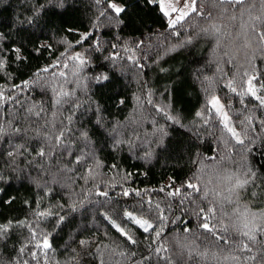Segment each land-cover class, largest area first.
I'll return each instance as SVG.
<instances>
[{
    "label": "trees",
    "instance_id": "1",
    "mask_svg": "<svg viewBox=\"0 0 264 264\" xmlns=\"http://www.w3.org/2000/svg\"><path fill=\"white\" fill-rule=\"evenodd\" d=\"M52 3L0 0V93L10 97L0 99V226H8L0 233V264H258L264 241L259 233L255 244L239 235L245 229L234 209L247 208L264 223V106L243 95L255 75L264 97V41L256 35L264 24L242 30V21L230 18L239 17V6L216 0H197L203 15L192 12L175 27L159 0H126L120 20L106 10L107 0H66L63 9ZM251 14L261 15L259 0ZM38 43L50 48L37 54ZM21 45L27 59L17 60L12 49ZM78 52L83 66L71 59ZM100 73L109 76L108 87L95 83ZM211 94L227 103L243 144L207 108ZM249 169L255 177L233 203L212 195H227L232 185L224 178H245ZM189 181L201 193H192ZM170 184L187 196L183 204L167 195ZM205 189L216 208L210 222L228 227L218 234L229 244L199 226V208L207 214L209 207ZM127 212L155 230L143 232ZM44 239L51 248L38 247ZM241 242L253 252L240 251ZM252 254L256 262L246 260Z\"/></svg>",
    "mask_w": 264,
    "mask_h": 264
},
{
    "label": "snow or ice",
    "instance_id": "2",
    "mask_svg": "<svg viewBox=\"0 0 264 264\" xmlns=\"http://www.w3.org/2000/svg\"><path fill=\"white\" fill-rule=\"evenodd\" d=\"M96 2L100 3L101 0H96ZM146 2L149 4H156V3H158V0H146ZM216 2L219 5L233 6V8H235L236 6H239V17H237L236 15H232L230 18L232 20H236L239 18L242 21V23L240 25L242 30L247 27V28H251V30L253 32H255V28H256L257 23L264 24V0H259V4L261 6V15H255V16H253L251 13H252V10L256 7V0H216ZM52 6L55 9H63L66 6V0H53ZM159 6L161 7L162 10L164 9V5L162 3H160ZM185 9H188V11H185ZM106 10L108 12H110L115 18L120 20L121 14L126 13L128 10L126 0H123V2H121V0H107ZM224 11H227V8H225ZM171 12H179V15L175 19L169 20V24L172 27H175L177 23L182 21L186 16H188L192 12H195L198 15H203V13L197 9L196 0H191V3H189L188 0H185L183 8L178 9L176 7H172ZM171 12L165 11L164 14L166 16H171ZM246 12L248 14V21H244V16H245ZM104 14H105L104 12H101V15H104ZM120 22H122V20ZM29 23H31V21H29ZM213 28H214L216 33H220V27L219 26L213 25ZM64 30L68 33H73L75 31V29H73L72 27H67ZM90 34L91 33L81 34L80 40H78L76 43H82L84 40H87L88 36ZM242 34H243V32H242ZM256 35H258V37L262 41H264V31L256 33ZM3 37H4V33L0 32V38H3ZM42 47L45 48L46 50L50 48L49 45H42V44L38 43L36 45V48H35V51L37 54H39V51ZM113 47H115V45H113ZM22 48H23V45H21V47H16V48L12 49V51L15 53V59H17V60L27 59V57H24L21 55ZM2 57H3V49H0V68H2L4 66V63L6 62ZM71 59L78 61L80 66H83L87 63L86 59L79 52L76 53L73 57H71ZM51 67H57V65H52ZM64 67H67V65L65 64ZM49 70H50V68L42 69V71H44V72H47ZM59 75L63 76L64 73L61 72V73H59ZM256 79H257V77L255 75H252L248 79V81H247L248 87H247L246 92L243 93V95H251L257 101H259V104L261 106H264V97L258 95L257 89L253 86V80H256ZM94 80H95V83L100 85L102 88H105V87H108V84L105 82L109 81L110 78L107 74L100 73L99 75L94 77ZM27 83L28 82L26 81L25 86H27ZM228 87L231 88L232 92L237 91L235 87H232L231 82L229 83ZM237 94L241 95V93H237ZM63 95L67 96L68 93H63ZM0 99L7 100V99H10V97H4L3 93H0ZM56 102L60 103L59 99H57ZM121 103H122V101H121ZM210 103H211L212 107L215 109V111L223 117V123H224L225 128L236 139V142L239 144H243L244 140L240 138V134L233 127L229 126V117H228L227 113L223 111L224 106L220 103L219 98L213 97L211 99ZM37 115H39V113H37ZM197 115H201V113H197ZM169 119H171V117H169ZM16 131L19 132V129H16ZM56 140L58 143L62 142L63 133L58 135L56 137ZM38 154L43 156L44 152L40 151ZM8 155H13V153L9 152ZM249 176H251L253 179L255 177V173H253L251 171V169H249L248 172L245 173V178H241L239 176H233V175L226 176L224 179H226L232 185L231 187H229L227 189L228 194L223 195V193L216 192L215 190H213L212 195L214 197H221L222 196L224 202H227L229 204L233 203L232 195L234 193H236V190L237 189H240V190L246 189V187L250 183H252V180L247 178ZM2 179H3V177L0 176V180H2ZM209 183H211V181H209ZM186 187L192 189V193H201V186L198 183H193V182L189 181V182H187ZM160 191L163 192L164 189L161 188ZM3 193H4V189L0 188V195H3ZM192 193H189L188 196H191ZM98 194L101 196H105V197L108 195L107 192H100ZM136 194L139 195V193H136ZM123 195L127 196V195H130V193L128 191H125L123 193ZM167 195L168 196H181L182 198L179 201L181 204H183L184 199L187 198V196H184L182 194L181 188L172 189L171 184L169 185V191H168ZM252 195H255V193L253 192ZM201 198L208 200L209 207L207 209V214H205V208H203V207L199 208L197 215H198L199 220H200V225H199L200 228H202L205 232L212 234V236L217 241L223 240L225 244H229L230 241L228 238H226L223 235L218 234L219 232H227L228 227L225 225L222 228H217V226L215 224H212L210 222L211 220L216 219V208L214 206H212V200L209 199V191L207 189H205L203 191ZM12 199H13L12 197H9L7 200L4 201V203H11ZM156 208L157 209L159 208L158 204L156 205ZM49 214L50 213H40V215H42V216L49 215ZM225 214L227 215V213H225ZM234 214L237 216V218L239 220H241L243 229H245L244 231H239V229H237L239 235H242L243 237L247 238V240L249 242H251V244H255L257 242V238H258L257 233H259L260 239L262 241H264V223H257L256 222V214L255 213H252L251 218H249V212H248L247 208H245L243 211H240L239 208H236V209H234ZM125 215L134 224L139 226V228L143 229V232H145V233L152 232L156 228V226L153 225L148 220L137 218L131 212H127V213H125ZM159 218L160 219H166V217H163V216H161ZM59 221L61 223H63L64 217H59ZM112 225L129 242H131L132 244L137 243L136 239H134L133 236L128 231H126L124 227H121L119 224H116L114 221H112ZM233 227L235 228L236 225H233ZM7 231H8L7 225L0 226V233H6ZM185 231L188 232V231H191V229L186 227ZM160 235H161L160 231H155V236L157 238ZM80 243L84 244L85 241H80ZM232 243L235 244L236 242L233 241ZM38 247H42L43 249H49V248H51V244L49 243L48 239H44L42 242V245H38ZM164 250L166 251V249H164ZM239 250L242 252H248V253L253 252V248L250 246V244L249 243H243V242H241L239 244ZM21 251H23V250L21 249ZM157 251H159V249ZM200 255L206 257L208 255V253L205 252V253H201ZM233 259L239 260V257H233ZM257 259H258V257L256 254H252V255H249L248 257H246V260H251L254 262H256ZM258 264H264V247H261L259 249Z\"/></svg>",
    "mask_w": 264,
    "mask_h": 264
},
{
    "label": "rangeland",
    "instance_id": "3",
    "mask_svg": "<svg viewBox=\"0 0 264 264\" xmlns=\"http://www.w3.org/2000/svg\"><path fill=\"white\" fill-rule=\"evenodd\" d=\"M159 1H160V3H162L164 5L163 12H165V11L171 12V8L172 7H176L178 9L183 8L184 3H185V0H159ZM188 2L191 3V0H188ZM185 11H188V9H185ZM178 15H179V12H171V16H169V18L170 19H175ZM213 97L219 98L220 103L224 106L223 111L226 112L228 117H229V126L232 127L231 116H230V113H229V109H228L227 103L220 96H218L217 94H211L207 98L208 99L207 100V108L217 115L218 120H220L221 124L224 126L223 117L215 111V109L212 107V105L210 103V101H211V99Z\"/></svg>",
    "mask_w": 264,
    "mask_h": 264
}]
</instances>
